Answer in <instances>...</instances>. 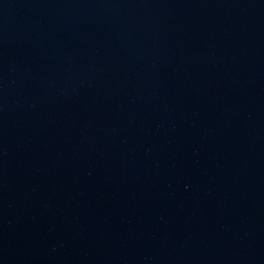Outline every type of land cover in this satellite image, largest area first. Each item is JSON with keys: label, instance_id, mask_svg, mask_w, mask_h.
Returning a JSON list of instances; mask_svg holds the SVG:
<instances>
[{"label": "water", "instance_id": "1", "mask_svg": "<svg viewBox=\"0 0 264 264\" xmlns=\"http://www.w3.org/2000/svg\"><path fill=\"white\" fill-rule=\"evenodd\" d=\"M0 264H264V0H0Z\"/></svg>", "mask_w": 264, "mask_h": 264}]
</instances>
